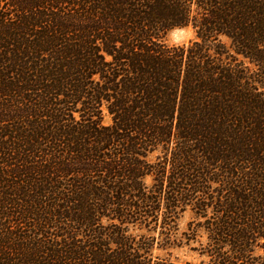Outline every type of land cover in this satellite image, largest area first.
<instances>
[{
	"label": "trees",
	"instance_id": "16d2710c",
	"mask_svg": "<svg viewBox=\"0 0 264 264\" xmlns=\"http://www.w3.org/2000/svg\"><path fill=\"white\" fill-rule=\"evenodd\" d=\"M184 247L264 264V0H0V264Z\"/></svg>",
	"mask_w": 264,
	"mask_h": 264
},
{
	"label": "rangeland",
	"instance_id": "374dc122",
	"mask_svg": "<svg viewBox=\"0 0 264 264\" xmlns=\"http://www.w3.org/2000/svg\"><path fill=\"white\" fill-rule=\"evenodd\" d=\"M195 38V32L194 29L191 26H185L180 28H175L170 30L166 34V42L168 44H187L189 41L193 40ZM109 118L105 119V122H108ZM147 181H150V178H147ZM191 218V213L189 210L183 213V215L179 219V228L180 230L184 229L186 227L187 222ZM160 255H168L165 251H159ZM170 257L173 260H177L180 262L183 261H190L192 264H199L200 258L198 255L191 251L188 248H180V249H173L170 251Z\"/></svg>",
	"mask_w": 264,
	"mask_h": 264
}]
</instances>
